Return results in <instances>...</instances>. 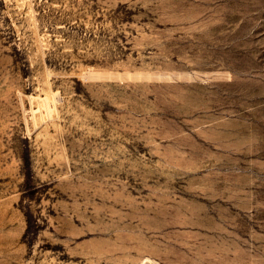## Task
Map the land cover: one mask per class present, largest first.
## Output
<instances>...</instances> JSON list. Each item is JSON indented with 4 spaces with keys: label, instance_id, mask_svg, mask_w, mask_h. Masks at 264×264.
<instances>
[{
    "label": "rangeland",
    "instance_id": "374dc122",
    "mask_svg": "<svg viewBox=\"0 0 264 264\" xmlns=\"http://www.w3.org/2000/svg\"><path fill=\"white\" fill-rule=\"evenodd\" d=\"M0 264H264V0H0Z\"/></svg>",
    "mask_w": 264,
    "mask_h": 264
}]
</instances>
